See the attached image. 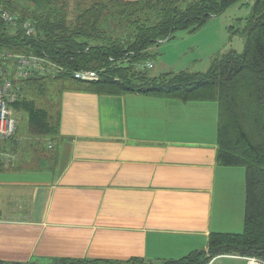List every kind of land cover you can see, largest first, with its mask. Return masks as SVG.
Here are the masks:
<instances>
[{
	"label": "crops",
	"instance_id": "0c3cea01",
	"mask_svg": "<svg viewBox=\"0 0 264 264\" xmlns=\"http://www.w3.org/2000/svg\"><path fill=\"white\" fill-rule=\"evenodd\" d=\"M56 112V153L27 149L17 169L0 171V260L156 264L206 249L211 232L242 228L224 197L245 171L216 161L214 102L70 86Z\"/></svg>",
	"mask_w": 264,
	"mask_h": 264
},
{
	"label": "trees",
	"instance_id": "16d2710c",
	"mask_svg": "<svg viewBox=\"0 0 264 264\" xmlns=\"http://www.w3.org/2000/svg\"><path fill=\"white\" fill-rule=\"evenodd\" d=\"M238 0H22L19 20L29 19L35 33L0 20V48L46 56L63 71L49 79L75 81L70 86L99 94L141 95L183 102H216L219 165L245 168V215L241 233L211 232L207 248L156 264H209L223 254L264 262V0H255L242 53H229L204 72L181 71L149 76V48L179 29H196ZM17 0H0L15 12ZM96 70L98 81H80L74 72ZM46 76L25 80L13 103L25 111L29 126L57 138L60 113L36 104ZM31 86L36 89H30ZM40 86V87H39ZM16 135L0 142V151L25 155ZM24 146V147H23ZM28 151V150H27ZM17 169L0 160V171ZM124 264L125 262H119ZM0 264H10L0 260ZM12 264H34L15 262ZM51 264H99V260L58 259ZM109 264V263H107ZM111 264V263H110ZM126 264H148L136 259Z\"/></svg>",
	"mask_w": 264,
	"mask_h": 264
},
{
	"label": "rangeland",
	"instance_id": "374dc122",
	"mask_svg": "<svg viewBox=\"0 0 264 264\" xmlns=\"http://www.w3.org/2000/svg\"><path fill=\"white\" fill-rule=\"evenodd\" d=\"M15 3V11L19 17L23 16L20 9L22 0ZM77 0H66L71 7ZM255 0H238L231 4L222 13L211 16L202 26L196 29H179L166 40L149 48V59L155 64L152 69H147L149 76H166L177 74L181 71L204 72L212 63L222 59L229 53H242L247 38L248 19L251 15ZM75 81L49 79L42 83L43 90L36 89L34 96L36 104L45 107L52 115L59 107L63 85ZM40 87V86H39ZM216 104V102H214ZM217 106V104H216ZM15 113V111H14ZM18 120L16 138L23 140L32 152L38 151L52 155L58 150L57 138L42 135L29 126L28 115L25 111H16ZM49 143L51 148H48ZM245 171V168L242 167ZM242 193V194H241ZM232 205L238 206L237 221L241 233L244 229L245 215V178L244 184L231 177L227 182L224 197V209L228 212ZM240 205V206H239ZM237 212V211H236ZM250 264V263H249ZM258 264V263H257Z\"/></svg>",
	"mask_w": 264,
	"mask_h": 264
},
{
	"label": "built area",
	"instance_id": "2783aa9c",
	"mask_svg": "<svg viewBox=\"0 0 264 264\" xmlns=\"http://www.w3.org/2000/svg\"><path fill=\"white\" fill-rule=\"evenodd\" d=\"M0 17L9 21L13 17L8 12H0ZM27 34L33 33L30 24H24ZM42 59L37 56L16 55L10 52L0 51V139L10 137L16 129V120L11 115L9 103L15 100V91L11 79L7 76L8 64L16 66L17 73L26 76L31 72L32 67L41 66ZM76 77L82 80H97L98 74L92 70H81Z\"/></svg>",
	"mask_w": 264,
	"mask_h": 264
},
{
	"label": "bare ground",
	"instance_id": "6f19581e",
	"mask_svg": "<svg viewBox=\"0 0 264 264\" xmlns=\"http://www.w3.org/2000/svg\"><path fill=\"white\" fill-rule=\"evenodd\" d=\"M250 264H257V263H255L254 261H250Z\"/></svg>",
	"mask_w": 264,
	"mask_h": 264
}]
</instances>
